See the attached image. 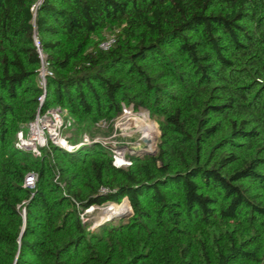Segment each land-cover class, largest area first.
<instances>
[{"label":"trees","instance_id":"1","mask_svg":"<svg viewBox=\"0 0 264 264\" xmlns=\"http://www.w3.org/2000/svg\"><path fill=\"white\" fill-rule=\"evenodd\" d=\"M53 106L79 133L146 110L156 151L17 148ZM0 264H264V0H0Z\"/></svg>","mask_w":264,"mask_h":264},{"label":"rangeland","instance_id":"2","mask_svg":"<svg viewBox=\"0 0 264 264\" xmlns=\"http://www.w3.org/2000/svg\"><path fill=\"white\" fill-rule=\"evenodd\" d=\"M44 85L45 81L43 83V81L41 80L40 86L44 87ZM61 115H64V113L61 112ZM142 115H144L145 117ZM69 116L70 115L68 113L66 114V116H63L64 120L65 117ZM142 118L146 121V124L152 125L154 138L152 139L153 143H151L152 147H148V149H153L154 147H156L157 137L159 134L157 122L149 116L146 110L140 109L135 111L130 107H123L121 113L111 119L101 120L94 123L90 131L83 133L77 132L76 124L72 117V120L70 118H67V120L70 121V124H67L61 129V137L64 139V141H67L66 144H68L67 146L69 147V149H74L81 146H89L93 143H98L104 149L111 153L113 161L115 163L120 165V167H125L129 162L128 157L130 155L144 154L142 150L143 146L146 144L142 142L141 132L138 129L141 124L140 122ZM20 131L22 133V137L27 138L29 134L28 126H23L18 132ZM17 133L14 138V145L16 147L19 143ZM124 202L127 203V210H124L121 213L109 214L110 211L114 208L124 205ZM84 213L86 214V219L91 222L89 229H93L94 227L102 223H110L112 225H116L119 223V221H124L131 214V208L127 198H123L119 203L109 201L100 206H92L86 209Z\"/></svg>","mask_w":264,"mask_h":264},{"label":"built area","instance_id":"3","mask_svg":"<svg viewBox=\"0 0 264 264\" xmlns=\"http://www.w3.org/2000/svg\"><path fill=\"white\" fill-rule=\"evenodd\" d=\"M112 42V40H108L106 42H103L100 44L102 48H107L109 44ZM35 43L37 44L36 40ZM40 58L42 59L41 54ZM45 65L43 59H42V66L40 71V81L42 80L44 83V74H45ZM43 91H44V87ZM44 99V94L42 93L37 97V100L39 104L42 103ZM62 109V110H61ZM61 112L64 113V115H61ZM68 111L64 108H61L59 106L57 107H51L47 109L45 112H39L35 114V117L33 120L27 123V126L29 128V134L27 138L22 137L21 131L17 133L19 143L17 144V147L19 149H27L32 152L33 155L39 156L41 153V148L48 145L49 142L59 145L62 148H65L67 150L69 147L66 144L67 141H64V139L61 137V129L66 126L67 124H70V121L67 120V118L71 117H64ZM72 120V119H71ZM130 162H128L126 165H129ZM113 164L115 166H120L117 163L113 161ZM36 180V173L31 171L29 172L25 178L23 185L29 189H32L34 187Z\"/></svg>","mask_w":264,"mask_h":264},{"label":"bare ground","instance_id":"4","mask_svg":"<svg viewBox=\"0 0 264 264\" xmlns=\"http://www.w3.org/2000/svg\"><path fill=\"white\" fill-rule=\"evenodd\" d=\"M142 116H144V115H142ZM144 117H145V116H144ZM140 123H141V124H140V126L138 127V129H139L140 132H141V139H144V140H145L146 147L151 148V147H152L151 143H153V142H152V139L154 138V131H153V129H152V125H148V124H146V121L143 120V118H142V120H141ZM142 142H143V141H142ZM127 209H128L127 203L124 202V205H121V206H119V207H116V208H114V209L111 210V211L109 210V211H110L109 214H111V213H113V214L121 213L122 211L127 210ZM105 210H106V209H105ZM107 212H108V211H107Z\"/></svg>","mask_w":264,"mask_h":264},{"label":"water","instance_id":"5","mask_svg":"<svg viewBox=\"0 0 264 264\" xmlns=\"http://www.w3.org/2000/svg\"><path fill=\"white\" fill-rule=\"evenodd\" d=\"M141 140L145 143L144 139H141ZM155 151H156V147H154L153 149H148L146 145L143 146V150H142L143 153H150V154H154Z\"/></svg>","mask_w":264,"mask_h":264}]
</instances>
